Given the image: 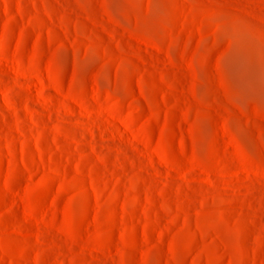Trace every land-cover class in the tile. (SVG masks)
I'll use <instances>...</instances> for the list:
<instances>
[{
	"label": "rangeland",
	"instance_id": "rangeland-1",
	"mask_svg": "<svg viewBox=\"0 0 264 264\" xmlns=\"http://www.w3.org/2000/svg\"><path fill=\"white\" fill-rule=\"evenodd\" d=\"M0 264H264V0H0Z\"/></svg>",
	"mask_w": 264,
	"mask_h": 264
}]
</instances>
